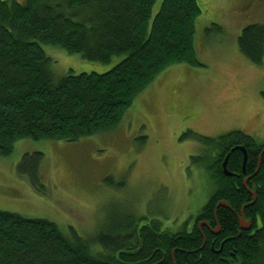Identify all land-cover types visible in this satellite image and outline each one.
Returning <instances> with one entry per match:
<instances>
[{"label":"trees","instance_id":"obj_1","mask_svg":"<svg viewBox=\"0 0 264 264\" xmlns=\"http://www.w3.org/2000/svg\"><path fill=\"white\" fill-rule=\"evenodd\" d=\"M154 2L0 0V157H8L23 139L75 142L113 134L135 98L167 67L203 65L193 44L200 13L196 0H162L152 18ZM42 45L102 64L123 58L103 73L55 78ZM237 47L262 66L264 23L244 26ZM181 139L203 146L189 165L205 171L211 194L176 231L129 214L85 238L72 226L62 230L50 220L0 209V264H264V153L258 167L264 141L241 130L211 137L188 129ZM227 156L229 175L222 167ZM43 160L41 152L28 153L17 166L42 195L47 192L40 174ZM103 181L124 188L111 176ZM249 189L256 194L253 202ZM242 206L251 222L248 230L238 224Z\"/></svg>","mask_w":264,"mask_h":264},{"label":"rangeland","instance_id":"obj_2","mask_svg":"<svg viewBox=\"0 0 264 264\" xmlns=\"http://www.w3.org/2000/svg\"><path fill=\"white\" fill-rule=\"evenodd\" d=\"M161 2L155 0L152 18ZM196 2L200 13L193 44L203 65L167 67L135 98L113 134L75 142L18 141L8 157H0L1 210L47 219L62 230L72 226L85 238L129 214L158 220L162 228L176 231L201 210L211 194V181L205 171L189 165V158L203 146L181 135L188 129L211 137L241 130L264 141V62L251 63L237 47L244 26L264 23V0ZM42 47L55 78L103 73L123 58L102 64ZM33 152L44 155L43 195L17 173L22 156ZM105 176L123 181L124 188L106 185Z\"/></svg>","mask_w":264,"mask_h":264},{"label":"water","instance_id":"obj_3","mask_svg":"<svg viewBox=\"0 0 264 264\" xmlns=\"http://www.w3.org/2000/svg\"><path fill=\"white\" fill-rule=\"evenodd\" d=\"M238 149L241 150L242 153H243V164H242V167L244 169V164H245V161H246V150L242 146L241 147H238ZM263 153H264V148L262 149V151H261V153H260V155L258 157V167L260 166V160H261V156H262ZM227 158H228V156L225 158V161L223 162L222 167H223L224 173L227 174V175H229V173L226 171V161H227ZM243 184L247 187L246 179L244 180ZM249 191H250V193H251V195L253 197V200H252V202H253L255 200V195L256 194H255L254 191H252L250 189H249ZM217 205L227 206L228 207V204L225 203V202H219ZM244 206L241 207V209H240V215H238V217H239V225H240V228L242 230H248L251 227V222L245 220V217H244Z\"/></svg>","mask_w":264,"mask_h":264},{"label":"flooded vegetation","instance_id":"obj_4","mask_svg":"<svg viewBox=\"0 0 264 264\" xmlns=\"http://www.w3.org/2000/svg\"><path fill=\"white\" fill-rule=\"evenodd\" d=\"M264 148V147H263ZM240 215V214H239ZM237 219H238V222H239V217H238V215H237ZM204 223H202V224H199V226H202ZM239 224V223H238ZM239 227H240V225H239Z\"/></svg>","mask_w":264,"mask_h":264},{"label":"bare ground","instance_id":"obj_5","mask_svg":"<svg viewBox=\"0 0 264 264\" xmlns=\"http://www.w3.org/2000/svg\"><path fill=\"white\" fill-rule=\"evenodd\" d=\"M245 180V179H244ZM244 182V181H243ZM247 189V188H246Z\"/></svg>","mask_w":264,"mask_h":264}]
</instances>
